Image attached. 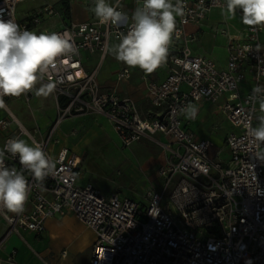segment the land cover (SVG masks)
<instances>
[{
  "label": "built area",
  "instance_id": "obj_1",
  "mask_svg": "<svg viewBox=\"0 0 264 264\" xmlns=\"http://www.w3.org/2000/svg\"><path fill=\"white\" fill-rule=\"evenodd\" d=\"M25 1L0 0V16L13 18L37 34L43 22L59 16L55 7L46 5L19 19L17 7ZM182 4L184 14L176 17L166 61L152 73L143 71L141 77L151 106L159 109L147 116L140 114L134 99L102 89L99 66L89 72L83 65V54H98L100 62L106 58L111 41L119 43L121 34L130 29L132 14L124 23L101 24L96 19L49 31L68 33L79 54L72 57L70 68L58 63L40 81L52 85L58 108L54 127L42 140L11 113L7 101L13 96L3 97L5 107L0 112L8 117L0 118V134L4 135L0 149L11 138L27 136L31 143L41 144L55 164L43 181L25 171L29 193L22 212L10 215L0 205L8 235L30 231L42 236L49 220L73 215L95 233L89 264H264V161L254 157L257 148L249 132V125L258 127L264 116V27L248 26L244 38L223 31L229 37L228 62L225 69H219L214 61L192 53L197 36L188 34L186 28L202 24L214 9L226 10L224 2L182 0ZM119 5L114 7L123 12ZM138 6L142 0L134 1L133 12ZM236 13L242 15L239 9ZM160 68L167 70V76L157 82L152 75ZM131 76L129 67L117 71L119 82ZM248 80L252 87L243 93ZM257 87L261 91L254 92ZM34 89L22 96L28 101ZM202 102L216 105L233 128L225 139L229 156L225 163L210 155L214 142L198 139L188 128L191 106ZM83 114L104 116L123 148L148 140L167 154L157 170L159 184L144 190L142 202L118 193L106 197L90 183L80 185L84 173L80 157L65 147L56 155L49 151L50 144L60 142L55 138L59 126ZM13 124L18 127L12 132ZM158 135L165 141L158 140ZM4 162L21 169L18 157L9 153ZM67 254L64 251L62 258Z\"/></svg>",
  "mask_w": 264,
  "mask_h": 264
},
{
  "label": "clouds",
  "instance_id": "obj_2",
  "mask_svg": "<svg viewBox=\"0 0 264 264\" xmlns=\"http://www.w3.org/2000/svg\"><path fill=\"white\" fill-rule=\"evenodd\" d=\"M228 14L235 16L241 10V22L249 27L264 26V0H225L222 5ZM101 24H119L128 20L127 13L117 10L106 0H95L92 9ZM184 14L182 0H142L131 16V27L121 34L119 44L113 48L115 58L129 67H139L152 73L168 56L169 45L176 31V17ZM78 48L68 33L35 31L22 28L15 19L0 16V108L5 107L3 97L27 93L44 79L58 63L70 68ZM61 58V59H58ZM52 85L36 90V95H47ZM261 91L257 87L254 92ZM264 111V103L261 104ZM195 109L188 118H195ZM258 127L249 125L250 135L256 143L254 157L264 161V116ZM5 153L18 157L21 169L4 162ZM41 144L30 145L24 139L11 138L0 149V205L9 212L20 213L28 199L29 181L25 171L36 181H43L54 169ZM151 214V213H150Z\"/></svg>",
  "mask_w": 264,
  "mask_h": 264
},
{
  "label": "crops",
  "instance_id": "obj_3",
  "mask_svg": "<svg viewBox=\"0 0 264 264\" xmlns=\"http://www.w3.org/2000/svg\"><path fill=\"white\" fill-rule=\"evenodd\" d=\"M134 1L135 0H115L112 6H115L116 3L119 2L120 3L119 6L123 10V12L127 13V15H131L134 10ZM222 1L225 2V0ZM83 5L87 9L89 7L93 9L95 6V0H90V1L86 0L85 2H83ZM71 16L73 18L77 16V18L81 17L83 19V20L78 19L79 22L73 21L74 23L94 21L97 19L96 16L93 19H88L86 15L81 16L78 11H75L74 8L71 9ZM55 20L59 21V24L62 23L59 16H57L43 22V24L36 31L38 33L42 31H47V32L55 31L67 27L69 25L68 24L67 26L64 27L61 26L59 28L58 24H54L53 21ZM247 28L248 26L244 25L241 22V17L237 13L235 14V16H232L228 14L226 10L214 9L208 14L207 19L202 24L200 25L191 24L187 26L186 31L188 34L197 36V40L191 44V50L194 55L206 57L214 61L219 67V69H225L227 67V62H228L227 47H228L229 37L227 34H223L222 32L225 31L232 35H240L242 38H244L245 31ZM261 38L264 45V32ZM117 44L119 43L115 41H111L110 49L112 47L114 48V46ZM94 57L96 58L98 57L97 64L92 63L93 61L92 59ZM102 62H100V55L98 54L96 55L83 54V65L86 71L91 72L94 69H96L98 66L100 69V64ZM122 67H127V66H122ZM120 68H118L115 72L111 73V79L109 80L108 78L106 79L100 78L99 76L100 74H98V81L102 89L104 91L114 90L121 97H130L134 99V101L137 104L138 110L142 116H147L151 112H156L152 109L151 103L147 98L145 82L141 79L143 70L139 68L140 70L136 71L137 73H132V76L128 81L119 82L117 79V71ZM166 76H167V70L165 68H160L156 71V73L152 75V78L157 82H162L166 78ZM38 83L44 84L43 82L40 81ZM251 87H252L251 80H248V82L243 85L242 92L247 93L251 89ZM193 109H195V113H196L195 118H188V116L191 114ZM189 115L186 118V120L189 122L188 128L195 133L198 139L210 140L214 142V147L210 151V155L217 161L223 163L227 162L229 160V156L227 150L225 149V139L227 135L233 130V128L230 127L225 132L220 133L222 126L227 125L229 123L220 113L217 106L209 102L193 104L191 106ZM217 115L223 117L224 120L223 124H218V122L221 119H216ZM95 120L100 121L98 122V124L99 125L101 124L102 129L107 128L105 123L108 121L104 116L97 115ZM194 123L202 129L200 133L193 130ZM74 131L76 132L75 135L72 134ZM65 136L77 137L78 131L76 129H73L69 132V134H66ZM56 139L60 141L59 144L49 145V151L53 155H56L59 152V150L63 147L68 148L61 143L63 139L60 138H56ZM157 139L160 141H165L164 137L161 135H158ZM145 141L148 140H143L135 144H142ZM3 142H4V135L0 134V147H2ZM30 144H32L31 141ZM71 152L76 154L82 160V168L84 170V173L79 179L80 185H86L90 183L94 185L97 189H99L102 192V194L106 197H109L112 194L116 193V188L113 185L109 186L108 188L109 190H107V188L105 189L104 186L101 184L102 181H100L99 178H95L89 175L91 168L89 165L87 166L85 165L87 164V162L84 161V155L81 154L80 151H71ZM224 152L226 153V157L222 156ZM137 154H143V153L138 152ZM162 158H161L162 162L158 164L157 170L161 165H163L166 162L167 154L164 152V150H163ZM84 165L86 167H89L90 169L86 171ZM140 169L137 170L136 167L129 169V171L132 172V174L130 173L131 175L130 174L127 175L129 178L126 176L123 182H118V183L125 185L126 188L128 189H130L128 186L131 185L135 187V184H137L136 173H139ZM157 170L155 173L156 175L155 180L150 183H147L143 188L144 190L151 184H155V185L159 184V180L157 177ZM125 190H126L125 192L124 191H117V192L121 197H129L135 201L142 202V198L137 199V196L140 193L138 194L136 187H135L136 193L132 192L131 190H127V189ZM144 190L141 191L144 192ZM133 195L136 198H134ZM8 213L10 215L16 214L9 211ZM62 218H66L72 224H76L77 226L80 224L82 230L75 237L73 242L66 244L61 250H55L52 249L51 246L47 244L48 243L47 238L50 233H52V236H54V234H56L54 229L60 226V222L58 221L57 217L48 221L47 230L42 236H37L35 233H32L30 231H23L21 235L17 233H11L8 235V231H9L8 224L0 213V261H2V264H46V263L74 264V261L77 257L83 255L86 252L87 248L90 249V247L95 241V233L92 230L88 229L86 226H84L81 222H79L73 215L63 216ZM75 243H78L77 248L75 246ZM13 251H16V254L13 255ZM64 251H67L68 253L66 258H62V254ZM11 257L12 260L10 261L9 259ZM90 257H91V249H90ZM90 257H89V262H90Z\"/></svg>",
  "mask_w": 264,
  "mask_h": 264
},
{
  "label": "rangeland",
  "instance_id": "obj_4",
  "mask_svg": "<svg viewBox=\"0 0 264 264\" xmlns=\"http://www.w3.org/2000/svg\"><path fill=\"white\" fill-rule=\"evenodd\" d=\"M85 1L86 0H28L18 5L17 16L19 19H24L27 15L38 11L41 7L52 5L60 12L59 18L62 23L59 24V21H53L54 24H58L60 28L61 26H67L73 21L79 22L78 19L83 20L81 17L77 18V16L74 18L71 16L70 19L67 18L63 10L64 3L68 4L71 9L74 8L75 11H78L81 16L86 15L88 19H93L95 17L90 7L88 9L84 7L83 2ZM106 2L113 5L115 0H106ZM92 60L93 64L98 63V57H94ZM122 66L127 65L115 58L112 47L109 54H107V58L100 64L99 76L102 79L108 78L109 80L111 79V73ZM129 68L132 73H137L136 71L140 70L139 67ZM41 87L46 88L47 85L41 83L36 84L33 94L28 101L22 95L18 97L13 96L7 101L8 108L15 119L39 141L49 136L50 131L54 127L55 120L58 118L55 93L51 90L47 95H36V90ZM152 109L156 112L159 111L157 108L152 107ZM96 116V114H83L69 117L57 129L55 134L56 138L63 139L61 143L71 151H80L81 154L84 155V161L87 162L85 165H89L91 168L84 165L86 171L90 169L89 175L99 178L105 189L107 188V190H109V186L113 185L116 188V193H118L117 191L125 192V189L136 193V187L138 194L140 193L137 199H141L143 195V191L141 190H144L143 188L147 183L155 180L158 164L162 162L163 159V150L157 143L151 141H145L142 144H133L129 148H123L118 136L114 134L115 132L111 125L108 122H104L107 128L102 129L101 124H98L100 121L95 120ZM5 117H8L7 113L1 111L0 118ZM216 119H221L218 124L224 123L222 116L217 115ZM17 127L16 124H13L11 131L17 130ZM230 127L232 128L230 124L222 126L220 133L225 132ZM73 129L78 131V136L66 137L65 135L69 134ZM193 130L198 133L202 131L195 123L193 125ZM21 139H24L30 144L27 136H22ZM138 152H142L143 154H137ZM222 156L226 157V153L224 152ZM134 167H136L137 170L141 168L139 173H136L137 184H135V187L133 185L128 186L130 188L128 189L125 185L118 182H123L128 174H132L129 169ZM172 212L175 216H179V213L174 208ZM57 219L60 222V226L54 229L56 232L54 236H52V233L49 234L47 244L50 245L52 249L61 250L66 244L74 241L75 237L81 232L82 227L80 224L78 226L72 224L66 218L57 217ZM75 246L77 248L78 243H75ZM90 249L87 248L83 255L77 257L74 264H89Z\"/></svg>",
  "mask_w": 264,
  "mask_h": 264
},
{
  "label": "trees",
  "instance_id": "obj_5",
  "mask_svg": "<svg viewBox=\"0 0 264 264\" xmlns=\"http://www.w3.org/2000/svg\"><path fill=\"white\" fill-rule=\"evenodd\" d=\"M63 8H64L63 10L65 12L64 13L65 16L70 19L71 18V8L66 3H64Z\"/></svg>",
  "mask_w": 264,
  "mask_h": 264
}]
</instances>
